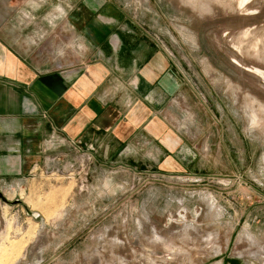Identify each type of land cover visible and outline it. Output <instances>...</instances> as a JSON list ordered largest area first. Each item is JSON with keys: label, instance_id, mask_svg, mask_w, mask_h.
<instances>
[{"label": "rangeland", "instance_id": "rangeland-1", "mask_svg": "<svg viewBox=\"0 0 264 264\" xmlns=\"http://www.w3.org/2000/svg\"><path fill=\"white\" fill-rule=\"evenodd\" d=\"M118 1L193 87L173 120L188 164L93 173L77 152L0 197V264H264V0Z\"/></svg>", "mask_w": 264, "mask_h": 264}, {"label": "crops", "instance_id": "crops-1", "mask_svg": "<svg viewBox=\"0 0 264 264\" xmlns=\"http://www.w3.org/2000/svg\"><path fill=\"white\" fill-rule=\"evenodd\" d=\"M32 2L0 0L6 197L22 199L44 173L76 171L77 152L88 155L93 173L134 172L141 159L148 163L162 152L161 165L179 164L174 151L186 145V130L173 120L193 87L172 52L118 0ZM40 24L49 25L46 32L37 30Z\"/></svg>", "mask_w": 264, "mask_h": 264}, {"label": "water", "instance_id": "water-1", "mask_svg": "<svg viewBox=\"0 0 264 264\" xmlns=\"http://www.w3.org/2000/svg\"><path fill=\"white\" fill-rule=\"evenodd\" d=\"M0 197L3 198V199H5V200L10 201V200L6 197V195L3 193L2 190H0ZM16 201H20V198H16ZM25 206H26L27 210H29V209H28V206H27L26 204H25ZM32 212L34 213V211H32ZM35 212L37 213V211H35Z\"/></svg>", "mask_w": 264, "mask_h": 264}, {"label": "bare ground", "instance_id": "bare-ground-1", "mask_svg": "<svg viewBox=\"0 0 264 264\" xmlns=\"http://www.w3.org/2000/svg\"><path fill=\"white\" fill-rule=\"evenodd\" d=\"M254 42V41H253Z\"/></svg>", "mask_w": 264, "mask_h": 264}]
</instances>
